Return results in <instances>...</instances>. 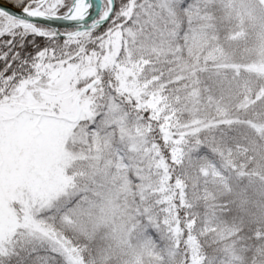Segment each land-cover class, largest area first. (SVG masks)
I'll list each match as a JSON object with an SVG mask.
<instances>
[{"label":"rangeland","instance_id":"374dc122","mask_svg":"<svg viewBox=\"0 0 264 264\" xmlns=\"http://www.w3.org/2000/svg\"><path fill=\"white\" fill-rule=\"evenodd\" d=\"M147 5L151 12L143 30L134 29L122 53L124 67L111 70L89 104L69 109L38 148L0 161V255L63 239L54 216L85 236L104 230L122 245H134L128 264H177L183 233L176 213L188 215L193 233L217 239L235 233L212 209L217 186L228 183L223 155L198 163L200 177H195L197 146L173 149V131L210 123L204 118L208 107H196L192 81L180 82L189 79L191 56L206 42L216 10L234 12L235 33L254 31L255 57L239 78L264 95V0H148ZM202 199L186 213L188 201ZM259 206L264 215V205ZM147 232H155L161 252ZM229 254L204 264H245Z\"/></svg>","mask_w":264,"mask_h":264},{"label":"trees","instance_id":"16d2710c","mask_svg":"<svg viewBox=\"0 0 264 264\" xmlns=\"http://www.w3.org/2000/svg\"><path fill=\"white\" fill-rule=\"evenodd\" d=\"M225 11L212 14L206 42L191 56V75L180 82L192 81L196 107H208L204 118L210 123L193 130L185 126L180 133L173 131V149L180 145L197 146L192 156L195 177H200L198 163L220 160L223 155L220 161L225 160L228 183L217 186L212 209L235 233L223 239L208 232L193 233L196 231L188 228V215L183 218L176 213L183 233L175 256L177 264H204L221 253H232L245 264H264V215L259 206L264 205V95H258L257 87H249L252 82L239 78L247 74L243 65L255 57L256 36L250 30L242 35L235 33L238 21L234 12ZM181 17V13L176 16ZM110 73L111 70L103 74L96 88L109 80ZM122 99L125 104L131 103ZM203 201H188L189 206H184L186 213ZM250 214L253 217L246 218ZM51 221L63 239L51 247L36 245L26 252L2 254L0 264H128V259L134 257V245H122L104 230L85 236L61 226L55 216ZM155 235L146 233L153 239L151 246L161 252Z\"/></svg>","mask_w":264,"mask_h":264},{"label":"snow or ice","instance_id":"6c2138e0","mask_svg":"<svg viewBox=\"0 0 264 264\" xmlns=\"http://www.w3.org/2000/svg\"><path fill=\"white\" fill-rule=\"evenodd\" d=\"M150 12L146 0H0V161L89 104Z\"/></svg>","mask_w":264,"mask_h":264}]
</instances>
